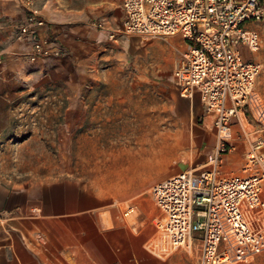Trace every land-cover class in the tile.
Masks as SVG:
<instances>
[{
    "label": "crops",
    "instance_id": "obj_1",
    "mask_svg": "<svg viewBox=\"0 0 264 264\" xmlns=\"http://www.w3.org/2000/svg\"><path fill=\"white\" fill-rule=\"evenodd\" d=\"M122 1L35 0L46 21L40 36L56 40L68 56L32 60V42L18 38L28 16L24 0H0V146L11 145L19 136L13 122L30 93L59 84L67 89L61 96L66 121L62 151H73L67 126L77 125L80 165L85 161L87 169L85 175L79 171L47 182H10L0 176V264H173L179 260L154 251L161 241L153 219L161 212L150 190L181 171L209 169L216 134L201 101L195 95L180 96L174 86L170 88L180 120L178 137L168 141L164 129L146 127V95H134L135 87L146 89V49L137 50L133 64L140 81L87 78L95 47L109 41V32L124 20ZM100 20L106 30L92 26ZM175 41L177 53L171 46ZM175 41L167 44L171 61L185 49L181 40ZM114 54L119 59L127 55L118 50ZM120 69L122 65L116 64L115 70ZM87 87L118 92L89 96ZM235 129L240 135V126ZM181 150L186 154L176 162L175 154ZM246 152L245 142L239 140L235 151L225 155L222 174L238 176ZM250 264H264V252Z\"/></svg>",
    "mask_w": 264,
    "mask_h": 264
},
{
    "label": "built area",
    "instance_id": "obj_2",
    "mask_svg": "<svg viewBox=\"0 0 264 264\" xmlns=\"http://www.w3.org/2000/svg\"><path fill=\"white\" fill-rule=\"evenodd\" d=\"M24 2L28 16L18 38L32 42V60L65 57L64 46L40 36L46 21L35 0ZM122 6L126 35L181 37L174 80L182 97L200 94L217 141L209 169L181 171L151 188L161 212L153 225L170 248L198 247L199 264L250 262L264 252V98L256 88L263 65L248 57L261 48L250 26L264 21V0H123ZM116 38L110 31L109 41ZM239 140L247 146L244 175L224 176V157Z\"/></svg>",
    "mask_w": 264,
    "mask_h": 264
},
{
    "label": "rangeland",
    "instance_id": "obj_3",
    "mask_svg": "<svg viewBox=\"0 0 264 264\" xmlns=\"http://www.w3.org/2000/svg\"><path fill=\"white\" fill-rule=\"evenodd\" d=\"M99 22H92V26L101 31L106 30L98 27L97 23ZM250 28L257 31L261 37V48L255 53L248 54V57L263 65L262 72L256 81V88L264 98V21L252 23ZM114 30L117 32L115 41H106V43H100L98 47H95L97 54L94 62L89 66L87 78L92 81L102 79L111 81L116 78L140 81L142 78L137 76L133 64L136 63L137 50L140 48H143L142 50L146 49V89L140 90L135 87L134 95H146V127L153 128L157 126L166 131L168 141L176 139L178 137L176 132L180 129V120L175 116L176 96L171 88L174 86V90L179 92L176 88L178 87L176 82L172 81V77L175 65L181 55L176 61L170 60L171 62H168L167 58L170 59L172 56L168 41L174 42L177 39L182 41L181 37L129 36L123 32V22L119 28ZM172 44H174V46L171 45L172 49L176 52L178 44L176 41ZM116 45L125 47V49L115 48ZM160 45H166L167 47L161 49ZM117 50L126 52L127 55L123 54L120 59L114 58L113 55ZM131 53L135 54V57ZM67 56L68 51L65 57ZM42 59L51 58L37 60ZM116 64H121L122 69L115 70ZM66 90L59 84L34 90L29 95L31 97L17 108L16 113H18V116L13 124L16 125V132H19V136L12 141L11 145L0 146L1 177L10 182L31 183L52 181L71 174L78 175L79 171L85 175L87 171L84 168L85 161L81 160L80 165L77 125L71 126V128L67 126L68 132L72 134L70 138H72L71 147L73 151H62L61 134H63L66 121L62 114L61 96L66 94L64 93ZM85 91L89 96H105L112 95L114 92L117 94L118 92L117 88L112 89L110 87H87ZM195 98L200 100L198 92L195 93ZM91 122L88 120V124ZM182 139L185 144V141H187L185 136ZM251 139L255 140L256 137L252 136ZM236 145L238 146V144ZM185 154L184 150L176 152L175 161L177 162ZM243 175L241 169L238 176ZM159 238L161 242L154 246L156 254L166 259H179L178 262L173 264H199L198 247L173 249L165 243L161 236ZM251 262L252 260L238 264H250Z\"/></svg>",
    "mask_w": 264,
    "mask_h": 264
},
{
    "label": "bare ground",
    "instance_id": "obj_4",
    "mask_svg": "<svg viewBox=\"0 0 264 264\" xmlns=\"http://www.w3.org/2000/svg\"><path fill=\"white\" fill-rule=\"evenodd\" d=\"M167 61L170 62V59L167 58Z\"/></svg>",
    "mask_w": 264,
    "mask_h": 264
}]
</instances>
